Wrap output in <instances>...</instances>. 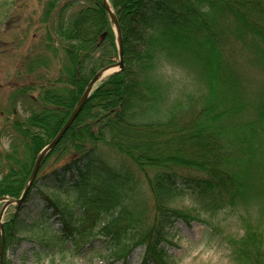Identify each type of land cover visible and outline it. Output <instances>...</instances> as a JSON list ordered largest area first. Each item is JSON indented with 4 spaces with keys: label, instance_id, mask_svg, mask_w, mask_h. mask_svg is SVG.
<instances>
[{
    "label": "trees",
    "instance_id": "16d2710c",
    "mask_svg": "<svg viewBox=\"0 0 264 264\" xmlns=\"http://www.w3.org/2000/svg\"><path fill=\"white\" fill-rule=\"evenodd\" d=\"M109 1L121 26L124 68L91 92L46 154L39 171L49 172L37 175L25 201L41 178L75 196L77 210L46 196L62 223L54 229L47 212L41 214L37 240H48V248L80 254L101 241L99 256L119 264H128L138 247L141 264H172L168 248L179 221H202L205 210H247L248 199L264 202V88L252 95L244 87L233 48L242 47L249 63L264 66V0ZM38 20L44 32L21 72L37 75L49 65L47 54L61 60L60 68L55 78L39 76L9 95L13 117L4 119L2 131L11 143L0 147V198L21 197L38 154L65 125L89 81L119 60L103 0H47ZM162 57L188 67L193 88L159 74ZM18 102L24 114L16 113ZM124 158L146 174L156 197L151 211L147 203L127 201L140 187ZM186 196L192 210L162 201ZM13 207L0 216V264L1 225L4 264H13L7 251L21 240V207ZM239 218L245 232L227 239L234 261L264 264L263 230L250 216Z\"/></svg>",
    "mask_w": 264,
    "mask_h": 264
},
{
    "label": "rangeland",
    "instance_id": "374dc122",
    "mask_svg": "<svg viewBox=\"0 0 264 264\" xmlns=\"http://www.w3.org/2000/svg\"><path fill=\"white\" fill-rule=\"evenodd\" d=\"M46 1L0 0V18H2L0 23V147L4 149L9 148L11 143L9 136L2 131L3 125L6 124L4 119L8 116L13 117L9 112L11 104L9 95L11 92L18 85L41 80L38 78L39 76L55 78L60 68L61 60L52 54H47L50 57L49 65L47 68L38 70L37 75L29 76L21 72L25 59L29 57L30 49L42 38L41 35L45 26L41 21H37V16L40 15ZM4 2L7 4L4 5ZM233 48L237 50H234L236 52L235 65L238 74L241 76L240 80H242L244 87H247L249 93L254 95L259 89L264 88V66L253 61L249 63L251 62L248 61L249 53L247 50H242V47L234 44ZM157 69L159 74L164 77L175 79L178 87L187 84L188 87L193 88L191 83L194 77L193 73L188 67L178 65L175 60L162 57L157 62ZM40 90H35L32 93L38 96ZM15 111L20 114L25 113V108L21 102H18ZM123 161L126 166L135 171L136 185L140 187L136 189L133 195L126 198L127 201H130L133 206L147 203L148 211H151V207L153 209L155 205L156 197L148 187L146 174L129 158H124ZM52 167L54 166H50L47 170ZM42 171H38L39 176L49 172L42 173ZM55 184L53 180L41 178L37 184L39 190L34 188L28 200H24L20 205L21 240L17 245H12L8 249L7 257L13 264H119V262H113L112 259L99 256L100 250L103 249L101 241H96L92 248L86 249L80 254L76 251L74 254L67 253L66 255L57 251L54 244L48 248L46 243L48 240L44 244L39 243L37 240L39 226L37 224L39 223L38 220L42 219L41 214L43 212H47L49 223H53L54 229L60 228L62 224L59 215H52V209L47 208L46 196H50L52 199L59 197L62 199L61 201L67 202L69 209L77 210L73 201L75 199L74 194H64L55 188ZM162 201L168 207L184 209L193 207L192 200L188 196L170 201L162 199ZM249 201H252L250 204L252 206L247 210L243 206H240L238 211L223 209L210 212L205 210L200 211L202 221H193L190 225L184 221H179L174 229L176 236L172 241L173 244L168 248L172 264H237L232 257L227 239L228 237L237 238L245 232V227L241 226L239 215L250 216L254 222L258 221L264 232V202L258 198L248 199ZM3 203L0 204L1 212ZM14 205L16 206V203L11 204L5 210L1 220L12 212ZM142 259L143 250L138 247L128 256L127 262L128 264H141Z\"/></svg>",
    "mask_w": 264,
    "mask_h": 264
},
{
    "label": "water",
    "instance_id": "95a60500",
    "mask_svg": "<svg viewBox=\"0 0 264 264\" xmlns=\"http://www.w3.org/2000/svg\"><path fill=\"white\" fill-rule=\"evenodd\" d=\"M103 1H104V4L108 10L110 20L112 21V23L114 25V29H115L116 34H117V41H118V47H119V60L117 62L110 63V64L102 67L99 71L96 72V74L89 81L83 95L81 96L79 102L77 103L76 107L74 108L72 114L70 115V117L67 120V122L65 123V125L61 128V130L56 135V137L40 151V153L36 159V162H35L33 171L31 173L30 179H29L21 197L17 199V198L10 197V196L6 195V196H3L0 198V204L4 202L2 212H1V218H3V214H4L5 210L11 204L16 203L18 206H20L24 202L25 197H26L33 181L35 180V178L38 174V171L41 167V164H42L46 154L59 143V141L61 140V138L65 134V132L68 130V128L71 126L73 121L76 119V117L78 116V114L82 110L84 104L86 103L87 99L89 98L91 92L94 90L95 86L102 79H104L106 76L111 75L114 72H118L124 68L123 37H122L120 22L118 20V17L116 15L115 11L113 10V7H112L110 1L109 0H103ZM1 228H2L1 259H2V264H4V253H5V247H6V238H5V230H4L3 224L1 225Z\"/></svg>",
    "mask_w": 264,
    "mask_h": 264
}]
</instances>
